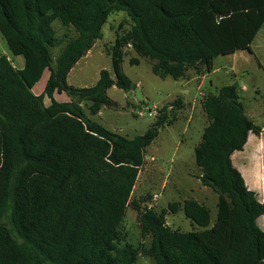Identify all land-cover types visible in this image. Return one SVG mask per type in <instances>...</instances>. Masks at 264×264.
Instances as JSON below:
<instances>
[{"label":"trees","instance_id":"trees-1","mask_svg":"<svg viewBox=\"0 0 264 264\" xmlns=\"http://www.w3.org/2000/svg\"><path fill=\"white\" fill-rule=\"evenodd\" d=\"M121 12L132 25L107 50L114 77L102 70L93 87L71 86V71ZM55 22L77 33L56 60ZM263 28L264 0H0V33L25 60L18 70L0 56V264H136L140 254L156 264H264V202L232 159L262 128L246 115L238 83L202 103L208 125L195 160L202 186L218 197L213 226L210 209L195 200L160 212L132 201L146 150L170 122L167 107L131 139L92 120L83 106L96 116L118 107L109 90L135 89L122 67L126 48L150 60L157 77L179 81L200 67L211 73L217 57L249 49ZM45 71V89L35 95ZM56 93L70 101L58 102ZM130 205L143 238H151L141 251L122 244ZM181 210L196 230L169 227V212Z\"/></svg>","mask_w":264,"mask_h":264},{"label":"rangeland","instance_id":"rangeland-1","mask_svg":"<svg viewBox=\"0 0 264 264\" xmlns=\"http://www.w3.org/2000/svg\"><path fill=\"white\" fill-rule=\"evenodd\" d=\"M131 25L126 14L121 12L112 15L103 27V39L95 44L89 54L81 59L69 74V84L75 88L93 87L98 82L102 70H108L114 77L112 58L107 54V50L114 45L117 37L131 29ZM54 27L59 42L51 52L56 60L66 44L77 37V33L74 28L63 27L59 22H55ZM0 56L7 57L15 68L20 67V63L24 62L22 56L12 55L1 33ZM134 59L139 60L138 65H133ZM215 65L217 68L219 65H223L224 69H220L217 75L207 79L200 92L213 93L208 91V84L211 80H214V83L219 87L233 84L231 77L226 73V69L231 67L230 62L219 59ZM122 67L124 73L135 84V89L131 92H124L117 88L109 90V98L116 102L118 107L116 109L104 108L100 115L93 116L90 112V104H84L85 111L92 120L113 132L133 139L144 135L156 121L157 117H149V110L155 108L161 110L167 107L170 114L169 124L161 129L157 139L146 150L145 164L140 171L132 201L142 209L152 208L160 212L167 209L171 203L182 205L185 200H195L210 209L211 226H213L218 212V197L211 189L202 186L199 180L201 171L195 160V148L202 140L203 127L207 122L202 107L206 94L198 97L201 78L188 86V89L193 92L192 98L198 97L196 104L183 102L181 104L179 100L183 95V81L157 77L152 71V62L139 58L131 48L125 49V60ZM199 69V72L194 69L188 71L184 80L197 77V75L201 77L206 73L202 67ZM48 74L49 72L46 71L44 76ZM42 87L43 82L38 85L36 90ZM249 93L251 91L244 94L248 96ZM59 100L62 101L63 97H59ZM45 104L46 106L50 105L47 98ZM137 109L143 111L142 117L136 114ZM155 195L158 197L154 198ZM167 224L173 230L183 232L196 230L184 215L183 210L177 214L169 212ZM259 225L264 230V217L259 220ZM120 233L124 240L122 244H131L139 251L149 248L151 245V238L142 236L138 212L132 205L127 209ZM136 264H156V262L152 258L140 254Z\"/></svg>","mask_w":264,"mask_h":264},{"label":"crops","instance_id":"crops-1","mask_svg":"<svg viewBox=\"0 0 264 264\" xmlns=\"http://www.w3.org/2000/svg\"><path fill=\"white\" fill-rule=\"evenodd\" d=\"M219 59H225L230 62L231 67L230 69H226V73L231 77L233 83L236 82L239 85V94L242 98L246 115L249 119L254 121L257 126L262 128L260 135H249L244 150L235 153L232 159L235 167L241 172L247 187L254 191L258 197L264 199V28L257 33L249 49L237 51L231 55L217 57L214 60L211 73H205L201 77L197 75V77L191 79L187 78L186 81L184 78L180 79L183 81V95L180 97L183 103H191L195 105L197 98L200 95L206 94L200 92V89L204 87L206 80L211 76L217 75L220 69H224L223 65H219L218 68L216 67L215 63ZM24 66L25 60L24 62H21L20 67L16 69L22 70ZM48 78L49 74L45 76L43 75L41 81L33 88V93L35 95L42 94ZM198 79L202 81L201 85L198 87L199 94L197 98H192L193 92L188 89V86ZM41 82H43V87L36 90ZM222 87L223 86H217L214 83V80H211L208 84V91L217 92ZM250 91L251 93L246 96L245 94ZM54 97L58 102L70 101V98L66 94L56 93ZM59 97H63V100L60 101ZM102 111L98 115H100ZM207 125L208 122L205 123L203 130Z\"/></svg>","mask_w":264,"mask_h":264},{"label":"built area","instance_id":"built-area-1","mask_svg":"<svg viewBox=\"0 0 264 264\" xmlns=\"http://www.w3.org/2000/svg\"><path fill=\"white\" fill-rule=\"evenodd\" d=\"M159 112H160L159 108H155L154 110H149V113L148 114H149V117L150 118H155V117H157L159 115ZM136 114L139 117H142L144 115L143 114V111L142 110H139V109L136 110ZM157 197H158L157 195L154 196V198H157Z\"/></svg>","mask_w":264,"mask_h":264}]
</instances>
